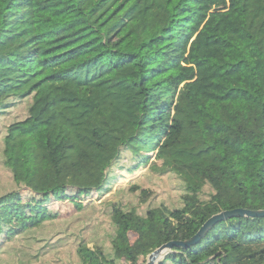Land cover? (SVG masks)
Instances as JSON below:
<instances>
[{
    "label": "trees",
    "instance_id": "16d2710c",
    "mask_svg": "<svg viewBox=\"0 0 264 264\" xmlns=\"http://www.w3.org/2000/svg\"><path fill=\"white\" fill-rule=\"evenodd\" d=\"M0 163V208L101 198L147 166L178 180L174 207L104 203V241L81 239L74 264H144L215 214L263 210L264 0H0ZM44 221L3 227L0 255ZM156 264H264V216L222 219Z\"/></svg>",
    "mask_w": 264,
    "mask_h": 264
},
{
    "label": "rangeland",
    "instance_id": "374dc122",
    "mask_svg": "<svg viewBox=\"0 0 264 264\" xmlns=\"http://www.w3.org/2000/svg\"><path fill=\"white\" fill-rule=\"evenodd\" d=\"M13 113L21 117L24 114L23 106H17ZM129 162L130 155H127L124 163L129 165ZM124 174V178L118 179L112 190L101 198L97 195L85 196L77 191L60 190L54 195L56 201L45 206L41 203L44 197L24 192L13 204L0 208L1 238L5 235L3 227L9 226L20 231L39 219L47 220L36 228L14 236L7 244H12L16 239L13 244L15 250L8 256L0 255V264H74L81 239H86L90 246L104 241V229L111 225L104 203L112 200L138 205L141 209L160 204L170 207L178 205L180 191L175 176H158L148 166L134 174L128 171ZM137 181L147 189V202L131 194L127 188ZM13 189L11 175L0 163V196ZM135 237V234L131 235L132 240ZM147 261L148 257L141 258L142 263L146 264Z\"/></svg>",
    "mask_w": 264,
    "mask_h": 264
},
{
    "label": "water",
    "instance_id": "95a60500",
    "mask_svg": "<svg viewBox=\"0 0 264 264\" xmlns=\"http://www.w3.org/2000/svg\"><path fill=\"white\" fill-rule=\"evenodd\" d=\"M264 216L263 210H248L243 208H238L234 210L222 211L218 214L213 215L209 218L204 225L200 228V230L189 240L186 241H170L168 243L163 244L159 248L155 249L148 256V261L146 264H156L159 259L165 256L174 246H189L198 243L202 237L209 231V229L218 221L233 217V216Z\"/></svg>",
    "mask_w": 264,
    "mask_h": 264
}]
</instances>
